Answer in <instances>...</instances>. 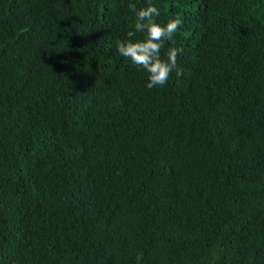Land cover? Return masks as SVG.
I'll return each mask as SVG.
<instances>
[{
	"label": "trees",
	"instance_id": "trees-1",
	"mask_svg": "<svg viewBox=\"0 0 264 264\" xmlns=\"http://www.w3.org/2000/svg\"><path fill=\"white\" fill-rule=\"evenodd\" d=\"M0 264H264V0H0Z\"/></svg>",
	"mask_w": 264,
	"mask_h": 264
},
{
	"label": "clouds",
	"instance_id": "clouds-1",
	"mask_svg": "<svg viewBox=\"0 0 264 264\" xmlns=\"http://www.w3.org/2000/svg\"><path fill=\"white\" fill-rule=\"evenodd\" d=\"M128 7L135 13L134 30L128 31L129 39L116 42L117 51L137 68L148 72L147 88L164 87L173 72L177 76L183 74V70L178 64V58L184 52L182 47H170L166 52V58L161 56L166 42L174 43V36L182 26L183 20L176 17L164 25L158 23L156 18L160 15V9L152 5L151 2L147 7L139 10L137 5L131 2ZM137 33H143L144 39L133 41L131 38Z\"/></svg>",
	"mask_w": 264,
	"mask_h": 264
}]
</instances>
